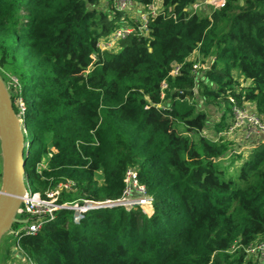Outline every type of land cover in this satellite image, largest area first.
Here are the masks:
<instances>
[{
  "label": "trees",
  "instance_id": "trees-1",
  "mask_svg": "<svg viewBox=\"0 0 264 264\" xmlns=\"http://www.w3.org/2000/svg\"><path fill=\"white\" fill-rule=\"evenodd\" d=\"M194 2L163 0L170 10L148 19L147 36L101 52L97 40L120 15L110 5L0 0V74L17 79L14 111L15 92L24 104L29 189L45 197L71 180L59 203L115 200L134 168L152 198L150 214L117 206L76 222L58 211L19 239L36 264H250L245 249L264 240V138L231 158L242 161L227 177L217 161L228 146L201 135L208 117L192 100L223 104L226 115L230 99L252 102L264 116V0H226L208 15L184 10ZM194 52L214 57L203 71L212 84H195ZM213 124L212 134L226 123ZM7 253L1 242L0 264Z\"/></svg>",
  "mask_w": 264,
  "mask_h": 264
},
{
  "label": "built area",
  "instance_id": "built-area-1",
  "mask_svg": "<svg viewBox=\"0 0 264 264\" xmlns=\"http://www.w3.org/2000/svg\"><path fill=\"white\" fill-rule=\"evenodd\" d=\"M139 6V12L137 15H132L134 21L132 25L123 26L113 31L104 37H100L96 42V47L99 51H116L118 49V41L121 38L128 36L130 33H139L143 36H147V21L150 17H154L163 12L166 8L170 10V7L164 6L163 0H151L149 3L143 5L133 0H111L112 9L120 12L128 9L132 4ZM226 0H195V2L184 10L192 12H204L206 15L213 9H219L224 7ZM135 24V26L133 25ZM116 45V46H115ZM197 53V52H196ZM198 54V53H197ZM199 55V54H198ZM200 56V55H199ZM213 59V58H212ZM211 59V60H212ZM196 66H192L194 69ZM179 66L174 65L169 75H174L178 72ZM235 75L237 73H234ZM11 78L12 88L18 86L17 79L13 76ZM246 85V84H245ZM165 84H162V88ZM13 102L17 108L16 115L19 117L23 127V113L24 104L19 91L14 93ZM163 95H161L162 97ZM232 103L231 113L227 115V122L224 127L212 134L206 129L202 130L204 136L212 141H221L223 137L231 135L235 129L241 126L243 122L247 123L251 127L258 137L264 138V116H260L255 113H248L243 108L237 106L233 99H230ZM24 129V127H23ZM26 181V180H25ZM27 184V196L23 198L21 207L18 210L17 217L20 219H26L22 228H12L9 237H12L13 243L8 258L1 264H36L31 258L25 254L20 248L19 239L24 234L35 233L46 222L52 221L57 217V212L61 210H67L71 212V217L74 221L79 222L85 215L84 212L90 210H103L106 208H112L117 206L122 207H141L145 204H151L152 198L148 196L142 185L138 184L137 171L134 168H128L124 177V189L122 196L115 200L105 201H88L82 202H58V196L62 192H68L74 185L71 180L58 183L52 190L44 192L45 197H42L39 193L32 192ZM138 190L142 196L133 198L131 192ZM152 205V204H151ZM143 211V210H142ZM72 212H77L79 215L72 216ZM144 212V211H143ZM245 252L249 255L256 256L261 264H264V240L252 245H249Z\"/></svg>",
  "mask_w": 264,
  "mask_h": 264
},
{
  "label": "rangeland",
  "instance_id": "rangeland-1",
  "mask_svg": "<svg viewBox=\"0 0 264 264\" xmlns=\"http://www.w3.org/2000/svg\"><path fill=\"white\" fill-rule=\"evenodd\" d=\"M109 5L112 7L111 0H98V7L102 8V9H105V7H109ZM139 9H140L139 6L133 3L128 9H126L124 11H120L119 18L117 17V18L113 19L114 24H115V27L113 29L115 30V29L123 27V26L126 27L128 25L129 26L132 25V23L134 21V18L132 17V15H137L139 12ZM200 13H202V12H200ZM118 49H119V47H118ZM212 58H214V57L210 56L208 58H202L196 52L192 53L189 56L188 61L192 63V66H194V65L196 66L194 69L192 68V73L196 78V82H195L196 85L198 84L200 79H203L204 81H206V83L208 85L212 84L210 81L206 80L203 77V71L208 67ZM1 76L4 78V81L6 82L8 88H9V91H12V86H11V82H10L11 81V78H10L11 75L8 72H3ZM192 101H194L197 110H201V111H204L206 113V117H208V121H209V125L207 126L206 130L209 133L211 131H213L212 129L215 127L213 122H216L218 120L220 121V123H223V124H225L227 122L226 113H228V111L227 112L225 111L223 104H221V106H217L215 103H212L210 101H206L201 96L194 97V99ZM240 108H243L248 113L257 112L255 107H254V104L252 102H244L242 104V106H240ZM262 121H264V120H262ZM30 134L31 133L26 134V138L28 141L30 139ZM201 135L203 136L204 133H202ZM188 136L193 137V134L188 133ZM221 139H222L221 142L226 143L229 151L227 152L226 155L221 157L217 161V163L222 168H224V171L227 173L226 174L227 177H232L235 179L236 175H237V166L240 163V161H242V160H239V162L235 161L234 163H232V162L230 163L231 158H233L235 155L239 154V156H241L242 159H245L247 157L248 153H250L252 151V149L254 148V146L256 145L255 142H257L258 140H260L262 138L258 137L256 135L255 131L251 127H249V125L247 123L243 122L240 127H238L237 129H235L233 131V133L231 135H228V136L223 137ZM24 149L27 150L28 146L27 147L24 146ZM0 161H1V159H0ZM96 179L99 183H101L102 173L100 170L96 171ZM25 186L27 188L26 181H25ZM131 196L133 198H136V197H141L142 194L138 190H133L131 192ZM140 208L145 213L150 214L151 210H152V205L151 204H145V205H142ZM73 215L78 216L79 214L77 212H72V216ZM23 225H24V223H14L13 227L14 228H22ZM1 242H5V245H7V247H8V253H9L11 250L12 243H13L12 237L4 236ZM1 242H0V244H1ZM246 255H247L246 260H249L250 264H261L258 258L255 259L256 256L249 255L248 253H246Z\"/></svg>",
  "mask_w": 264,
  "mask_h": 264
},
{
  "label": "water",
  "instance_id": "water-1",
  "mask_svg": "<svg viewBox=\"0 0 264 264\" xmlns=\"http://www.w3.org/2000/svg\"><path fill=\"white\" fill-rule=\"evenodd\" d=\"M25 131L16 115L10 91L0 74V242L8 236L14 223H26L17 217L25 186Z\"/></svg>",
  "mask_w": 264,
  "mask_h": 264
}]
</instances>
